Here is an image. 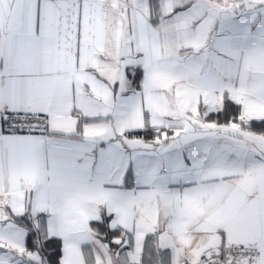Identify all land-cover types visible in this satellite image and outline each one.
<instances>
[{
  "label": "snow or ice",
  "instance_id": "snow-or-ice-1",
  "mask_svg": "<svg viewBox=\"0 0 264 264\" xmlns=\"http://www.w3.org/2000/svg\"><path fill=\"white\" fill-rule=\"evenodd\" d=\"M0 264H264V0H0Z\"/></svg>",
  "mask_w": 264,
  "mask_h": 264
}]
</instances>
